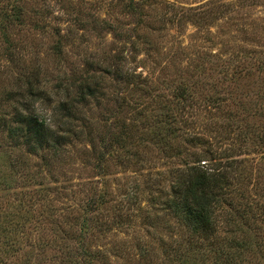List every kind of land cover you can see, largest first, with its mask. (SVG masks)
Listing matches in <instances>:
<instances>
[{
  "label": "rangeland",
  "instance_id": "1",
  "mask_svg": "<svg viewBox=\"0 0 264 264\" xmlns=\"http://www.w3.org/2000/svg\"><path fill=\"white\" fill-rule=\"evenodd\" d=\"M214 159L208 232L168 200ZM0 264H264V0H0Z\"/></svg>",
  "mask_w": 264,
  "mask_h": 264
},
{
  "label": "trees",
  "instance_id": "2",
  "mask_svg": "<svg viewBox=\"0 0 264 264\" xmlns=\"http://www.w3.org/2000/svg\"><path fill=\"white\" fill-rule=\"evenodd\" d=\"M94 84L86 83L80 86V98L85 100L89 95L96 94L101 85L98 82V76L92 77ZM90 80V78L86 79ZM28 92L35 95L37 91L33 81L27 83ZM69 106V101L66 99L59 105V109L65 110ZM18 121L20 122L19 133L22 139H25L28 145L33 146V150L41 148L44 142L51 143L54 151L58 152L60 144L70 140V133L68 131L56 132L51 130L50 126L46 124V119H40L33 112L19 113ZM208 160L210 159H203ZM213 163L207 165V162L200 163L199 166L188 165L186 171L182 173L179 178L180 185L174 190L173 196L168 200L171 207H174L176 213L180 216L183 213L188 214L201 226L202 230L210 231L214 224L217 223L216 215L214 213L215 204L219 203L218 198H215L213 193L216 186L222 185V177L224 171L221 163L216 159L211 161ZM187 169H189L187 171ZM221 180V182H220ZM197 229V227H196Z\"/></svg>",
  "mask_w": 264,
  "mask_h": 264
}]
</instances>
